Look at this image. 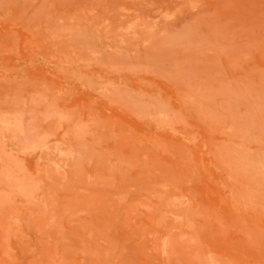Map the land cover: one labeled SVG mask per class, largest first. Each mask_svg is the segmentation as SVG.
Segmentation results:
<instances>
[{"label": "rangeland", "instance_id": "374dc122", "mask_svg": "<svg viewBox=\"0 0 264 264\" xmlns=\"http://www.w3.org/2000/svg\"><path fill=\"white\" fill-rule=\"evenodd\" d=\"M0 264H264V0H0Z\"/></svg>", "mask_w": 264, "mask_h": 264}]
</instances>
